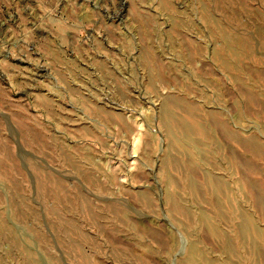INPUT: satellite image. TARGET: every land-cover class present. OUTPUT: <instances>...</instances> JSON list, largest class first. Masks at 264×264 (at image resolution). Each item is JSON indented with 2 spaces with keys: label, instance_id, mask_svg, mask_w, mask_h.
Masks as SVG:
<instances>
[{
  "label": "rangeland",
  "instance_id": "374dc122",
  "mask_svg": "<svg viewBox=\"0 0 264 264\" xmlns=\"http://www.w3.org/2000/svg\"><path fill=\"white\" fill-rule=\"evenodd\" d=\"M251 141L264 0H0V264H264Z\"/></svg>",
  "mask_w": 264,
  "mask_h": 264
},
{
  "label": "bare ground",
  "instance_id": "6f19581e",
  "mask_svg": "<svg viewBox=\"0 0 264 264\" xmlns=\"http://www.w3.org/2000/svg\"><path fill=\"white\" fill-rule=\"evenodd\" d=\"M168 103H172L171 101H168ZM166 106H167V104H166ZM169 110V109H168ZM215 122H216V124L217 125H219V127H221L222 129H224L225 128V126H224V124L222 123V122H219L218 120H216L215 119ZM205 135V134H204ZM246 145V147H247V149L249 150V151H252V152H254L256 155H262V156H264V147H261V146H259L255 141H251V142H248V143H246L245 144ZM191 163H194L193 162V160H192V158H190V160L188 161V163H187V167H189V170H190V168H192L191 167ZM194 167V166H193ZM192 170H193V168H192ZM209 181V180H208ZM192 184V183H191ZM211 186V185H210ZM252 186H253V184H250V188L252 189ZM212 187V186H211ZM213 187H214V189L216 190V191H221L223 188V185H222V183L221 182H219V181H215V182H213ZM253 200H254V202L256 203V205L262 210V213H263V216H264V208H263V200H262V198L260 197V195H255L254 197H253ZM171 201H173V206H174V208H176L178 211H181L182 213H184L183 212V209L180 207V205H178L176 202H175V199H171ZM246 221V220H245ZM247 222V221H246ZM248 223V222H247ZM249 224V223H248ZM248 224H246L245 223V225H244V231H247V229H249L248 228ZM209 231H211V229H209ZM213 232V231H212Z\"/></svg>",
  "mask_w": 264,
  "mask_h": 264
}]
</instances>
